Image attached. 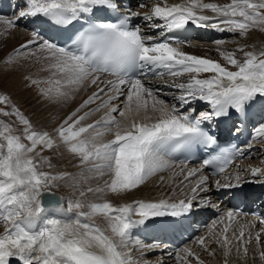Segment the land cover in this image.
<instances>
[{
    "label": "snow or ice",
    "instance_id": "6c2138e0",
    "mask_svg": "<svg viewBox=\"0 0 264 264\" xmlns=\"http://www.w3.org/2000/svg\"><path fill=\"white\" fill-rule=\"evenodd\" d=\"M139 8L148 6L141 3ZM108 9L118 10L117 3L114 0H26L25 7L19 11L17 19L44 17L56 26H74L75 22L85 20L86 26L81 24L82 30H78L72 40V47L42 39L38 33L20 46L27 49L29 45L38 44L44 54L41 71L49 75L43 80L30 79L40 94L60 102L74 99L82 88L95 86L96 90L54 130L56 137L47 131L35 130L15 105L11 106V111L6 110L10 98L0 95V105L5 106L0 108V115L15 116L24 126L22 135H17L9 123L0 120V225L3 226L0 264H12L13 260L17 264H139L128 249L131 230L151 217H179L190 213L196 194L209 191L208 176L200 175L191 188L192 194L175 202L136 200L116 206L109 201L85 204L76 199L69 200L65 209L62 198L55 197L51 187L68 174L42 170L43 165H52L40 154L45 149H53L57 138L88 171L110 177L103 188L89 187L87 192L124 193L136 189L155 174L173 168L166 157L170 158L176 151L194 143L216 144L215 137L202 127L204 122L228 116L231 110L246 113L258 98L264 99V49L245 51L248 46L242 45L236 50L243 53L241 58L235 51L218 47L217 52L225 62L221 63L184 51L180 46L182 42H173V38L157 40L143 35L140 27L129 26L131 17H142L149 22L163 21L162 24L152 23L150 27L168 32L191 23L246 37L250 30L264 32V0H230L225 4L205 0L169 4L167 0H154L147 11L129 9L127 15L115 22L97 17V13ZM208 12L212 15L206 14ZM3 22L9 27L16 24L11 19ZM155 69H165L172 77L187 76L185 81L173 85L180 92L173 97L180 107L202 101L210 105L211 110L193 116L194 109L182 112L180 107L159 98V90L146 86L137 76V70L143 74ZM103 76L111 79L103 80ZM41 84L46 87H39ZM104 95L106 101L95 109L89 108ZM101 109L106 111L99 120L84 123L93 111ZM107 136L111 138L105 139ZM256 136L264 138V124L256 129ZM231 163V155L221 153L205 159L200 168L189 170L185 179L202 173L205 167L214 168L216 174H225ZM250 170L253 175H264L260 168ZM223 179L232 178L224 175ZM234 179L239 181V174ZM215 186L220 189L234 185L217 179ZM45 195L51 199L45 200ZM79 195L84 197L86 193L81 191ZM85 208L88 210L84 211ZM73 211L75 215L71 217L54 215ZM98 215L104 218L106 227L90 222ZM240 215L228 210L219 221H213L208 235L198 237L196 242L210 256H214L216 250H211L209 245L216 244L224 257L223 264H229L233 251L238 258L249 255L248 245L254 238L256 252L264 264V250L259 247L264 227L254 236L251 231L246 236L245 226L237 231L231 223ZM134 216L139 219H133ZM225 219L228 223H224ZM217 223L223 224V228L214 231ZM259 223L264 226V219ZM230 229L231 235L228 234ZM144 247L152 248L151 245ZM181 251L183 257L176 253L178 264L193 261L204 264L191 248L184 247ZM143 264L150 262L145 260ZM157 264L162 262L157 261Z\"/></svg>",
    "mask_w": 264,
    "mask_h": 264
},
{
    "label": "bare ground",
    "instance_id": "6f19581e",
    "mask_svg": "<svg viewBox=\"0 0 264 264\" xmlns=\"http://www.w3.org/2000/svg\"><path fill=\"white\" fill-rule=\"evenodd\" d=\"M115 1H117V0H114V2ZM133 1L136 2L139 0H133ZM145 1H146L145 4L148 6V8H150L152 6V4L154 3V0H145ZM167 2L169 4H173V3H179V2H181V0H167ZM205 2H216L219 4H225V3L230 2V0H205ZM148 8H145V9L137 8V10H135V11H142L143 12V11H147ZM206 14L212 15L211 12H208ZM153 21H157V20H153ZM141 23L143 26L144 25L147 26L148 21H145L143 19ZM220 27H224V26L221 25ZM208 28H210V32L208 33V36H210L213 33L214 29L211 27H208ZM216 30L221 32L218 29H216ZM229 40L232 42H227ZM216 41H223L224 43L218 45L216 43ZM242 45L248 46L245 48V51H253V50L259 51L261 49H264V32H261L259 30L254 29V30H250L247 33L246 37H238V38L236 37L233 39V38L226 36V37H221L215 41L194 39L191 42L180 44V46L183 48V50L190 53V54L197 55V56H203V57L211 58L214 60H219L221 63H225V62L221 59V57L219 56V53L217 52L218 47L221 50L235 51L237 57L242 58L243 53L236 51L237 48L242 46ZM202 77H203V75H202ZM102 79L107 80V79H111V77L103 76ZM186 79H187V76H181V77H172L171 76L169 78H156L153 80H149L148 84H150L152 86L153 90H157V89L162 90L159 93H161V95H166V96H163V99L172 105L173 101H174L173 97L176 96L177 94H179V91H177V89L175 90L173 88V85L176 83H181V82L185 81ZM99 86L103 87V85H99ZM95 90H96V88H95ZM104 98H106V100H107V96L104 95L101 97L100 101L103 100ZM120 99L123 100L122 97ZM106 100L104 99L103 101H106ZM117 102H119V101H117ZM118 119H119V117H118ZM49 134H50V132H49ZM57 140H58V138H57ZM37 150L39 151V147ZM46 150L47 149H45L44 151H46ZM44 151H42L40 153L41 156L43 155ZM262 153H264V148L259 150V156L257 158L255 157V159H252V160L248 159L246 162H242L243 166H247L250 169L251 168H260L261 170H264V164L262 163V161H264V157H263L262 161L259 158ZM61 159H62V161H64L60 165V170H62L61 174L67 173L68 175H66V176H69V174L70 173L72 174V172L79 171L83 167L81 164L77 163L78 158H76L75 155H73L69 152L62 153ZM171 162L174 165L173 168H170V169H167L165 171H162V172L155 174L154 176L147 179L144 184L140 185L136 189H133L129 192L115 193V194L111 193L108 190H105L104 192H93L92 196L103 194L105 196H109L110 198H115L116 203H120V204L132 203L133 201H136V200H143L146 202H157L161 199H166V200H169L170 202L171 201H178L182 197L186 196L188 193H191V188L195 186L200 175H202V174L192 176V177L185 179V177L187 176V172L193 168H196V166L192 167V168H187L183 164H177L176 162H173V161H171ZM182 165L184 166L183 171H181ZM246 172L249 173V174L247 173V176L248 175L255 176L251 173V170L246 171ZM95 175H97V174H95ZM245 175H246V173H245ZM161 177H163L164 179L161 180L160 179ZM95 178H96L95 179L96 181L94 182V186H92L93 189H95L97 187L103 188L105 186V182L108 181L107 179L102 180L103 178H99V176H97ZM86 180H90V182H91V177H89V179L86 178ZM93 180H94V178H93ZM58 181H60V180H57L55 182H58ZM215 181L216 180H213V179L208 180L207 186L209 188V191L198 192L200 195L197 196V194H196V199L194 200V202L198 203V205H204L207 208L210 207L209 204H211L213 206H218V203H217L218 199L216 198V195H215V188H216ZM74 182H75L74 184L76 185V182H78V181L76 180ZM221 182L235 183V182L225 181L224 179L221 180ZM174 185H176V186H174ZM90 195H91V193H90ZM73 198L74 197H70V198L63 197V199H64L63 206L67 207L69 200H71ZM212 198L215 199L213 204L211 201H209ZM221 205H223L222 208H225L224 204H221ZM117 206H119V205H117ZM228 210L229 209L226 208L225 212H227ZM66 213H67L66 215L69 214L70 217L73 214L75 215L74 211L73 212H66ZM61 214H62V212L54 213V215H56L57 217H60ZM99 217H102V216H99ZM135 218H139V217L134 216L133 219H135ZM261 219H262L261 217L250 219V218L243 217L242 215H240L239 217L236 218V220L232 221L231 223H232L233 228L237 231L239 230L240 226H242V225L245 226V235L247 236L248 232L251 231L253 233V236H254L255 232L259 231L261 227H264L259 223V221ZM213 221H219V219H216ZM213 221L208 225V229H206L205 231H202L198 237L208 235L209 228L212 227ZM90 222L95 223V224L102 227V225L99 224L97 219L92 218V220ZM224 223H228L227 219H225ZM252 224H254L255 227H249ZM222 228H223V224L217 223L214 231H219ZM2 231H3V226L0 225V232H2ZM231 231H232V229H230V231L228 233L229 235H231ZM196 241H197V239H196ZM196 241H194L193 243H190L186 247H189L194 252H196L199 255L200 259L202 261H204V264H223L224 257L222 255L221 251L218 249V246L216 244L212 243L209 245V248L211 250H216V254L214 256H210V255H208L207 252H205L203 250V248H201L199 246V244ZM137 242H139V243H137ZM127 243H128V249L133 247V251H131L133 259L138 261L139 264H143V261H145V260L149 261L150 264H157V261L162 262V264H178V262L176 260V253L179 252L182 257L184 256V253L181 251L182 249L179 250L178 252H174V253L171 252V253H173L171 256H170V252H165L163 254H159L157 257L151 256V255H145L143 253L150 250V249L144 247L146 245L143 242H141V239L139 237H135L134 242H127ZM136 246H139V247L136 248ZM248 247H249V255L246 258H238L235 251H233L232 255L229 257V264H262L260 259H258V253L256 252L257 245H256L254 238L252 240V243L250 245H248ZM259 247L261 250H264V234H262V236H261V242H260ZM128 249H126V250H128ZM189 259H191V258H189ZM12 264H17V262L15 260H13ZM192 264H195V261H193Z\"/></svg>",
    "mask_w": 264,
    "mask_h": 264
},
{
    "label": "rangeland",
    "instance_id": "374dc122",
    "mask_svg": "<svg viewBox=\"0 0 264 264\" xmlns=\"http://www.w3.org/2000/svg\"><path fill=\"white\" fill-rule=\"evenodd\" d=\"M6 20L9 19L0 17V95H7L10 98V103L6 110L11 111V106L15 105L20 112L31 121L35 130L47 131L50 132V135L52 134L53 137H56L54 130L62 123L67 115L74 111L75 108L87 98L88 95L95 91V87L90 86L82 88L79 92L75 93L74 99H68L66 101L53 102L42 96L39 92V88L30 83V79L43 80L49 75V73L41 71L45 63L43 60L44 54L40 51L37 44L29 45L27 49H21L20 46L22 44L27 43V41L33 38V31L25 29L23 26L18 27L16 24L15 27H9L3 22ZM236 34L237 33H234V37L230 36V38L234 39L236 37H241L239 34ZM227 42L232 41L229 40ZM17 49H19V52L16 51ZM9 56H11V61H9ZM39 87H46V85L41 84ZM161 91L162 90H159V92ZM163 96L166 95L161 96V93H159V98L163 99ZM104 99L106 100V98ZM103 100H97L95 104L89 105V108L95 109ZM119 102L114 101L113 103ZM3 107L5 106L0 105V108ZM83 111H88V109H84ZM83 111L80 114H83ZM104 111H106V109H101L98 112L93 111V114L90 115L84 123H92L95 120H99L101 116H103ZM118 117L117 115V119ZM0 120L9 123L15 129V134L22 135L24 126L19 123L15 116L3 117L0 115ZM110 138V136L105 137V139ZM24 142L27 143L28 141L25 140ZM64 152L68 151L59 140H57V144L53 149H47L43 152L42 157H47L52 166L48 167V165L45 164L42 170L49 171L52 174H61L62 170H60V165L64 162L61 159V154ZM77 163L80 164L79 158L77 159ZM79 171L72 172L69 176H64L60 181L54 182L51 191L60 192L63 197H74L71 200L81 199L85 204L89 202L109 201L113 205H120V203H116L115 198H110L103 194L92 196L93 194L91 193L90 195L87 189L94 186V182L96 181L95 177L98 175L88 171L87 166H83ZM244 173L247 174L248 172L245 171ZM89 177H91V182L90 180H86V178L89 179ZM99 178H103L102 180L110 179L108 175L99 176ZM73 180L78 181L76 185ZM81 191L86 193L84 197H80L79 194ZM87 210V208L84 209V211ZM94 219H97L99 224L102 225V228L106 227V222L103 217L96 216ZM130 250L133 251V247H131Z\"/></svg>",
    "mask_w": 264,
    "mask_h": 264
},
{
    "label": "water",
    "instance_id": "95a60500",
    "mask_svg": "<svg viewBox=\"0 0 264 264\" xmlns=\"http://www.w3.org/2000/svg\"><path fill=\"white\" fill-rule=\"evenodd\" d=\"M47 192V190H45ZM52 192V191H51ZM54 194L55 197H59L62 198L61 195L57 192H52ZM45 200L51 199V197H48L47 195H45L44 197ZM63 202V199L61 200V203Z\"/></svg>",
    "mask_w": 264,
    "mask_h": 264
}]
</instances>
